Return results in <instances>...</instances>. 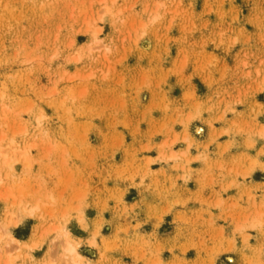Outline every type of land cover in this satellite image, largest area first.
Masks as SVG:
<instances>
[{
	"label": "rangeland",
	"instance_id": "rangeland-1",
	"mask_svg": "<svg viewBox=\"0 0 264 264\" xmlns=\"http://www.w3.org/2000/svg\"><path fill=\"white\" fill-rule=\"evenodd\" d=\"M261 91L264 0H0V136L29 148L0 168V264H68L66 230L88 264H264V189L220 231L125 194L171 150L208 148L205 128L252 134Z\"/></svg>",
	"mask_w": 264,
	"mask_h": 264
},
{
	"label": "crops",
	"instance_id": "crops-1",
	"mask_svg": "<svg viewBox=\"0 0 264 264\" xmlns=\"http://www.w3.org/2000/svg\"><path fill=\"white\" fill-rule=\"evenodd\" d=\"M261 94L264 91L258 95ZM257 100L264 107V98L259 97ZM240 111L242 114L237 118L242 119L247 111ZM261 117L258 116L255 132L259 125H264V113H261ZM215 127L219 130L222 126L215 123ZM254 131L242 136L221 135L218 142L209 144L206 142L208 131L205 128L204 136L195 140L197 144H208V148L201 146L196 150L194 147L189 153L182 151L184 155H179L168 164H151L145 168V182L131 185L126 190V196L131 194L129 203L139 209L148 206L153 216L163 219L172 220L177 213L180 216V230L195 226L197 231H207L212 225L216 231H220L217 226L226 224L221 219L223 209L229 213L234 210L233 214L244 221L249 216L251 203L258 207L260 214L264 189V153L261 152L264 140ZM149 156L156 158L157 153ZM251 189H256L258 196L249 199ZM177 196L184 203H180L177 210L173 207L171 211L165 212L171 207L170 200ZM174 227L177 226L173 225L172 230ZM225 231L229 232L230 228Z\"/></svg>",
	"mask_w": 264,
	"mask_h": 264
},
{
	"label": "bare ground",
	"instance_id": "bare-ground-1",
	"mask_svg": "<svg viewBox=\"0 0 264 264\" xmlns=\"http://www.w3.org/2000/svg\"><path fill=\"white\" fill-rule=\"evenodd\" d=\"M108 8H111V6L110 7L108 6ZM108 8H106V10H108ZM102 15L103 14H101V16ZM189 116H191V115H189ZM40 118H41V116H37V119H40ZM199 130L201 131V128H199ZM256 132H258V134H260L261 136L264 137V125H259V128L256 129ZM5 138H6L5 134H2L0 136V168L1 169L3 167H5V168L12 167L13 163L16 162L17 160H19V156L17 155L19 151L21 152L20 153L21 156H24V157H27V154L29 152V148L28 147H25V146L24 147H20L17 144H15L16 141H15V139L13 137H11L9 141H5ZM164 146H166V145H164ZM10 151H12V154L9 153ZM179 155H181L180 152L175 151V150H171L170 154L168 155V157L170 159L171 158L175 159V158H178ZM2 179H3L2 176H0V182L2 181ZM241 228H242V226H241ZM8 235H9L10 242L14 243V242H20L21 241L20 239H18L17 237L13 236L10 233H8ZM64 237H65V240H64V244H63V255L66 258V263H68V264H88V261H87L86 257L82 253H80L78 251V249H77V245L78 244H76V241L73 239V237H71L69 231L66 230V232H64ZM25 245H27V244H25ZM28 245H30L32 247L34 244H28ZM6 264H10V262L8 261ZM44 264H46V263H44Z\"/></svg>",
	"mask_w": 264,
	"mask_h": 264
}]
</instances>
